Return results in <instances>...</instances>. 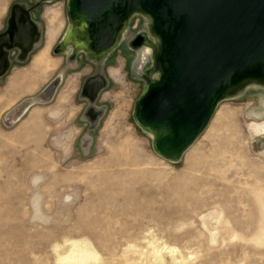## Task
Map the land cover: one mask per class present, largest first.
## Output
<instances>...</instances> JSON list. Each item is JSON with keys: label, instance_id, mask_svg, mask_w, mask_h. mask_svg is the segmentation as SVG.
<instances>
[{"label": "rangeland", "instance_id": "374dc122", "mask_svg": "<svg viewBox=\"0 0 264 264\" xmlns=\"http://www.w3.org/2000/svg\"><path fill=\"white\" fill-rule=\"evenodd\" d=\"M67 2L0 0V33L15 4L39 33L29 52L6 49L0 75V264H59L87 246L86 264H264V83L229 92L166 159L133 114L157 77L147 17L133 12L92 56L75 50Z\"/></svg>", "mask_w": 264, "mask_h": 264}, {"label": "water", "instance_id": "95a60500", "mask_svg": "<svg viewBox=\"0 0 264 264\" xmlns=\"http://www.w3.org/2000/svg\"><path fill=\"white\" fill-rule=\"evenodd\" d=\"M133 12L148 19L157 69L135 101L134 118L152 132L155 151L176 161L229 92L237 94L250 81L264 83V0H68L69 22L78 23L74 34L82 40L75 50L106 54ZM38 34L29 10L13 5L8 30L0 33V75L6 49L25 46L22 52H29ZM98 74L84 84L93 98L106 83Z\"/></svg>", "mask_w": 264, "mask_h": 264}, {"label": "bare ground", "instance_id": "6f19581e", "mask_svg": "<svg viewBox=\"0 0 264 264\" xmlns=\"http://www.w3.org/2000/svg\"><path fill=\"white\" fill-rule=\"evenodd\" d=\"M92 254L93 251H91V249L88 246L81 248H73L69 252L60 256L59 264H86L85 263L86 258L91 256ZM157 258H159L160 260L161 257L157 256Z\"/></svg>", "mask_w": 264, "mask_h": 264}, {"label": "flooded vegetation", "instance_id": "af4514ba", "mask_svg": "<svg viewBox=\"0 0 264 264\" xmlns=\"http://www.w3.org/2000/svg\"><path fill=\"white\" fill-rule=\"evenodd\" d=\"M10 15H11V14H10ZM9 20H10V16H9ZM8 26H9V21L7 20V22H6V24H5V27H4V29H3L2 32L7 31V30H8Z\"/></svg>", "mask_w": 264, "mask_h": 264}]
</instances>
